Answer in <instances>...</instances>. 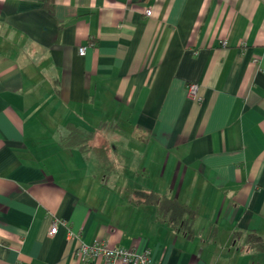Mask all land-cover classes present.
<instances>
[{"label":"crops","instance_id":"1","mask_svg":"<svg viewBox=\"0 0 264 264\" xmlns=\"http://www.w3.org/2000/svg\"><path fill=\"white\" fill-rule=\"evenodd\" d=\"M251 232L264 0H0V264H105L79 254L97 240L163 264H264Z\"/></svg>","mask_w":264,"mask_h":264},{"label":"built area","instance_id":"2","mask_svg":"<svg viewBox=\"0 0 264 264\" xmlns=\"http://www.w3.org/2000/svg\"><path fill=\"white\" fill-rule=\"evenodd\" d=\"M147 15L152 14V10L146 11ZM80 54H85L86 46L79 47ZM200 85L196 82H191L187 85V96L193 100H201L199 96ZM59 222H53L50 233L55 234L59 227ZM79 254L83 257L101 256L105 264H115L121 262L122 264H163L159 261H152L149 250L143 252L137 251L133 247H119L108 246L104 241H95L93 244H82L79 249Z\"/></svg>","mask_w":264,"mask_h":264},{"label":"trees","instance_id":"3","mask_svg":"<svg viewBox=\"0 0 264 264\" xmlns=\"http://www.w3.org/2000/svg\"><path fill=\"white\" fill-rule=\"evenodd\" d=\"M72 134H75L76 136L81 135L80 132H78V130L77 132H72ZM76 136L74 137L76 138ZM90 136L91 135H87L83 137L89 140ZM139 195L144 196L143 199L145 200V202H156L155 201L156 195L154 193L141 192ZM161 201H162L161 208L164 209V206H165L166 208L173 209L174 212L176 211L174 221L181 222V220H183L185 225H188L189 221L191 222L195 218V211H193L191 208L187 207L186 205L181 204L176 199H166L165 198V199H162ZM181 213L186 214L187 216H184V215L181 216ZM247 241L251 244V246L255 247V249L264 251V237L260 236L259 234L255 232L249 233L247 236Z\"/></svg>","mask_w":264,"mask_h":264}]
</instances>
